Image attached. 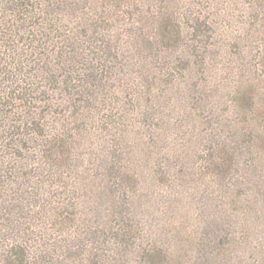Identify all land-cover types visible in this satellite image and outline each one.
I'll list each match as a JSON object with an SVG mask.
<instances>
[{
	"label": "trees",
	"instance_id": "trees-1",
	"mask_svg": "<svg viewBox=\"0 0 264 264\" xmlns=\"http://www.w3.org/2000/svg\"><path fill=\"white\" fill-rule=\"evenodd\" d=\"M215 29L198 0H0V264L263 263L264 74L243 62L208 136L165 150L217 89ZM186 183L192 223L139 211Z\"/></svg>",
	"mask_w": 264,
	"mask_h": 264
},
{
	"label": "rangeland",
	"instance_id": "rangeland-1",
	"mask_svg": "<svg viewBox=\"0 0 264 264\" xmlns=\"http://www.w3.org/2000/svg\"><path fill=\"white\" fill-rule=\"evenodd\" d=\"M198 1L200 8L204 10L205 14L211 16L213 25L216 27L214 31L216 34L210 40L217 43L215 48L217 55H212L214 60H211L210 69L213 71V75L216 76L215 84L217 89L213 88V91L204 94V101L207 100V103L204 104V106L206 105L205 109L200 107L195 110L188 106L185 115H180V111L184 110V106L181 104V107H177L176 111L170 112L172 115L170 120L175 125L169 129L173 140L165 143V150L169 149L176 154L187 149L184 143L189 145L190 148L193 147L194 142L189 143L188 138L204 139V137L208 136L211 126L214 124L210 119H217L223 112L219 111L216 106L219 105V108H224L227 102L237 99L235 95L229 94L227 90L231 84H237V72L243 62L255 65L258 72L261 75L264 74V0ZM238 52L242 53V55L244 53L243 57H240ZM216 91L217 95L212 97ZM211 93L214 94L210 96ZM204 101L202 102L204 103ZM190 112L195 118L189 115ZM203 112L209 116L210 122L204 121V118L202 119ZM160 148H164V144L160 143L156 150ZM263 165L264 153L260 160V166L264 167ZM262 172L264 173V168ZM191 186L192 183L189 185L186 183L183 186H173L168 191L171 195H168L163 189L162 191L153 190V193H151L152 189L149 193L146 190L142 191L139 211L148 220L152 219L158 222L161 218L168 220L169 218L174 219V217L185 220L186 217L189 220L188 222L192 223L193 219L186 216L188 211H184L183 206L188 205L190 211L199 210L197 200L201 191L197 193L195 188ZM181 190L186 192L187 197L176 195V192ZM150 193L152 194L151 196ZM158 208L160 210L157 212ZM161 210L164 213L159 217ZM253 236L252 243L258 244L256 240L259 235L254 233ZM234 252L236 253V250ZM235 256H237V253ZM252 256L260 261L264 258L259 253H254ZM262 264H264V261Z\"/></svg>",
	"mask_w": 264,
	"mask_h": 264
}]
</instances>
